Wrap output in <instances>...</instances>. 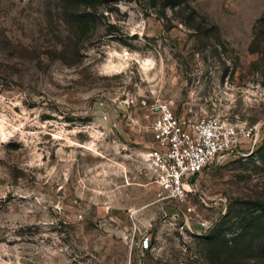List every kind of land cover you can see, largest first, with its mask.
Listing matches in <instances>:
<instances>
[{"label":"rangeland","instance_id":"obj_1","mask_svg":"<svg viewBox=\"0 0 264 264\" xmlns=\"http://www.w3.org/2000/svg\"><path fill=\"white\" fill-rule=\"evenodd\" d=\"M169 98L258 132L183 202L146 157ZM0 264H264V0H0Z\"/></svg>","mask_w":264,"mask_h":264},{"label":"built area","instance_id":"obj_2","mask_svg":"<svg viewBox=\"0 0 264 264\" xmlns=\"http://www.w3.org/2000/svg\"><path fill=\"white\" fill-rule=\"evenodd\" d=\"M145 118L154 143L146 156L154 181L163 197L174 202L195 193L193 180L199 173L252 146L258 137L257 128L241 127L217 114L183 113L173 98L157 101ZM190 218L182 212L177 229L204 233L212 228L209 220L201 218L195 220L194 228ZM150 243V235L143 236L141 249H148Z\"/></svg>","mask_w":264,"mask_h":264},{"label":"trees","instance_id":"obj_3","mask_svg":"<svg viewBox=\"0 0 264 264\" xmlns=\"http://www.w3.org/2000/svg\"><path fill=\"white\" fill-rule=\"evenodd\" d=\"M173 1H175V0H173ZM173 4H175V2H172ZM262 23V19L260 18L259 20H258V24H261Z\"/></svg>","mask_w":264,"mask_h":264}]
</instances>
